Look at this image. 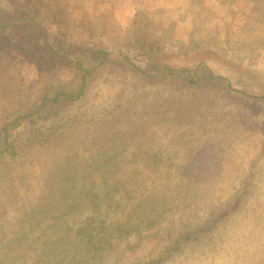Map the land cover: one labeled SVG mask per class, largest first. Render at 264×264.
<instances>
[{"label": "rangeland", "instance_id": "374dc122", "mask_svg": "<svg viewBox=\"0 0 264 264\" xmlns=\"http://www.w3.org/2000/svg\"><path fill=\"white\" fill-rule=\"evenodd\" d=\"M0 8L5 15L25 8L28 31L45 30L59 43L107 49L113 57L92 76L86 98L64 107L62 116L20 125L19 154L0 165V229L11 224L23 231L27 224L22 248L43 222L26 215L30 207L50 203L63 210L78 198L63 197L64 190L85 193L104 179L111 183L148 157L160 160L153 171L171 176L166 191H177L163 203L160 225L145 232H154V239L197 225L200 198L226 197L235 177L249 170L264 102L240 91L264 94V0H0ZM5 37L0 34V144L2 126L30 111L48 81L67 88L79 82L65 69L45 70L38 59L18 54ZM151 56L180 64L204 61L240 91L215 96L152 84L135 88L141 79L124 68L123 59L145 67ZM87 204L81 197L76 205ZM243 229L241 222L231 227L222 250L226 262L245 264L249 257ZM136 239H120L90 264H114ZM134 256L124 254L119 264ZM171 264L211 263L197 246Z\"/></svg>", "mask_w": 264, "mask_h": 264}, {"label": "trees", "instance_id": "16d2710c", "mask_svg": "<svg viewBox=\"0 0 264 264\" xmlns=\"http://www.w3.org/2000/svg\"><path fill=\"white\" fill-rule=\"evenodd\" d=\"M5 12L6 9L0 8V34L6 36L7 44L23 57L38 59L43 69H65L79 82L75 87L67 88L63 84L53 85V79L48 81L46 89L32 102L30 111L14 116L2 126L0 165L8 157L19 154L17 132L20 125L62 116L64 107L86 98L92 76L113 58L107 49L59 43L56 37L48 38L45 30L39 33L28 31L24 21L30 19L31 15L25 8H15L11 15H5ZM123 62L126 64L124 68L134 71L141 79L134 84L135 88L137 85L152 84L165 89L215 96L233 95L240 91L233 85L230 76L216 72L204 61L180 64L151 56L145 67L131 62L128 57ZM240 93L248 99L264 102V94L257 95L246 90ZM31 130L35 131L36 128L31 127ZM257 131L260 139L255 156L246 162L249 170L235 177V185L230 187L231 192L226 197L216 202L212 198H200L199 208L202 212L197 225L180 230L170 238L154 239V232L152 235L145 234L160 225L162 210L165 209L163 203L167 204L169 198L177 197L175 189V192L166 191L169 188L165 185L170 184L171 176H163L152 170L158 168L160 160L148 157L135 171L120 175L111 183L104 179L99 187L86 188L85 193L76 189L62 192L63 197L66 193L77 196L75 201L78 203L81 197L87 199L86 206H77L78 203L73 202L58 212L50 203L38 208L30 207L25 211L26 215L30 219L41 218L43 222H38V230H33L35 234L28 238L24 248L22 244L26 242L27 224L23 225V231L13 230L11 224L2 226L0 264H90L102 258L104 250L113 249L120 239L132 234L136 236V241L125 245L114 264H119L127 253L135 255L127 264H171L187 248L197 246L205 262L235 264L233 261L226 262L229 258L222 250H226L224 246L229 240L228 233L237 222L242 223V237L245 244L250 246V249L245 248L249 252L245 264H264V116ZM70 179L72 181L76 177ZM186 190L191 191L190 188ZM160 198L161 203L158 202ZM203 204L206 205L204 208ZM148 238H153V244L147 242ZM258 251V257H253Z\"/></svg>", "mask_w": 264, "mask_h": 264}]
</instances>
